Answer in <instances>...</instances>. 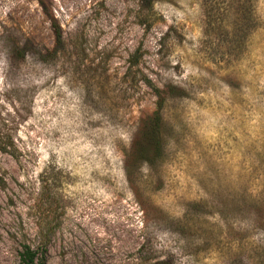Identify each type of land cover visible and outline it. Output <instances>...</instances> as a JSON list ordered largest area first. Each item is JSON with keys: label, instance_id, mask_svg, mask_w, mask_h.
I'll return each instance as SVG.
<instances>
[{"label": "rangeland", "instance_id": "374dc122", "mask_svg": "<svg viewBox=\"0 0 264 264\" xmlns=\"http://www.w3.org/2000/svg\"><path fill=\"white\" fill-rule=\"evenodd\" d=\"M206 1L0 0V264H264V0Z\"/></svg>", "mask_w": 264, "mask_h": 264}, {"label": "trees", "instance_id": "16d2710c", "mask_svg": "<svg viewBox=\"0 0 264 264\" xmlns=\"http://www.w3.org/2000/svg\"><path fill=\"white\" fill-rule=\"evenodd\" d=\"M203 1L207 2L206 0H203ZM240 6H242V12H243L244 17L246 18V15L248 17L250 14L249 0H245V2L243 0V4ZM55 35H56L57 40L60 41V39H61L60 33L56 32ZM53 53H51V54H53ZM154 94L158 98V112L156 115H157V119H159L158 115H159L160 109H162V107H163V103H164L163 101L164 100L161 96V92L159 91V89L154 88ZM158 134H159L158 128L154 127L152 132H151V142H152V144L155 143V146L157 145L156 142L159 141L158 140L159 139ZM45 253L46 252L43 250L42 255H39L38 251H34L29 246L24 245L22 247V251L20 254L21 263L22 264H47L46 258H45Z\"/></svg>", "mask_w": 264, "mask_h": 264}]
</instances>
